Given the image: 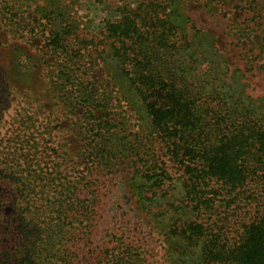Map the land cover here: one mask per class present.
<instances>
[{
	"label": "trees",
	"instance_id": "trees-1",
	"mask_svg": "<svg viewBox=\"0 0 264 264\" xmlns=\"http://www.w3.org/2000/svg\"><path fill=\"white\" fill-rule=\"evenodd\" d=\"M0 1L16 34L44 40L37 68L75 140L56 146L47 123L0 165L15 186L8 264H146L123 239L92 243L107 172L126 174L167 264H264V1L238 0L226 46L192 13L233 0Z\"/></svg>",
	"mask_w": 264,
	"mask_h": 264
},
{
	"label": "rangeland",
	"instance_id": "rangeland-1",
	"mask_svg": "<svg viewBox=\"0 0 264 264\" xmlns=\"http://www.w3.org/2000/svg\"><path fill=\"white\" fill-rule=\"evenodd\" d=\"M126 1L135 2V0ZM0 3L3 5L1 1ZM236 3L238 0H233L232 5L221 8L222 12L218 9L217 16L212 17V13H208L204 8L195 9L192 15L199 28L216 32L223 46H226L229 44L226 32L234 23H242V20H237L234 15ZM239 5L247 8L246 1L240 2ZM27 8V5L24 6L23 11ZM91 17L94 18L95 26H100L103 18L101 7L92 8ZM21 35L16 34L15 26L7 25L0 15V165L9 155L10 158L15 156L14 153L16 156H21L22 152L19 153L18 149L19 140L25 134L33 135L29 136L30 139H39L40 136L46 138L45 130L48 124L57 129L53 132L56 146L64 145L66 140L75 141L64 129L66 121L61 118L62 114H58L60 112L54 107L55 102L45 93L46 81L40 77L41 69L37 68L43 63L40 58L44 56V40L37 37L30 42V38L26 36L27 31ZM257 36L258 32L253 35L254 39ZM18 49L23 53L20 60L30 63L29 68L32 72L29 74L17 70L14 50ZM47 60L49 62L50 58ZM38 111L39 114L36 115ZM51 111L55 114L48 117ZM42 166L44 163L40 165ZM125 176L124 173L109 175L107 172L102 179L101 205L96 222H93L92 243L103 245L111 240L123 239L126 245H131L142 253L146 264H167L162 238L153 226L146 224V219L136 213L134 205L128 200ZM37 189L40 190L39 187ZM12 190H15V186L10 185L9 181L0 175V264L9 263L8 257L15 246L12 236L14 227L9 223L11 221L9 216L13 212L10 202ZM245 212L240 219L247 217Z\"/></svg>",
	"mask_w": 264,
	"mask_h": 264
}]
</instances>
